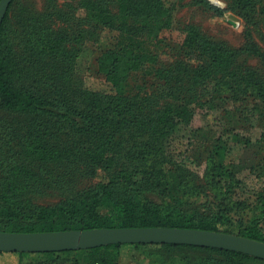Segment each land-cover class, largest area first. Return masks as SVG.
Segmentation results:
<instances>
[{
  "label": "trees",
  "instance_id": "trees-1",
  "mask_svg": "<svg viewBox=\"0 0 264 264\" xmlns=\"http://www.w3.org/2000/svg\"><path fill=\"white\" fill-rule=\"evenodd\" d=\"M42 1L38 10L32 0H13L0 27V231L169 227L264 242V185L252 200L242 196L237 167L219 147L205 183H197L170 151L198 107L235 103L245 123H264V49L251 34L233 49L189 25L181 57L160 64L148 45L172 26L164 0ZM224 1L226 9L198 3L217 16L231 10L264 30V0ZM79 10L85 21L117 32L115 44L97 58V73L117 88L145 70L149 86L129 95L83 85L80 37L70 30ZM242 53L261 65L246 66L238 60ZM258 145L264 150V136ZM99 170L102 181L74 191ZM51 195L57 203L38 202ZM206 203L208 210L199 208ZM138 252L151 264H264L235 251L177 244L0 256H12L5 264H125Z\"/></svg>",
  "mask_w": 264,
  "mask_h": 264
},
{
  "label": "rangeland",
  "instance_id": "rangeland-1",
  "mask_svg": "<svg viewBox=\"0 0 264 264\" xmlns=\"http://www.w3.org/2000/svg\"><path fill=\"white\" fill-rule=\"evenodd\" d=\"M32 1L36 9L42 8V0ZM164 1L171 9L172 26L164 30L157 41L148 45L149 50L159 56L160 64H167L181 57V43L185 38V27L189 25L198 27L203 34L215 41H222L233 49L242 48L245 45L246 34L249 33L252 39L264 49L263 28L246 25L231 10H226L222 16H217L201 6L198 3L200 0ZM221 2L224 6H219V8L226 9L227 2L224 0ZM227 14L236 16L238 21L234 24L230 23L231 18ZM84 19V10H79L70 29L73 35L80 37L82 47L77 62V74L83 85L92 91L129 95L149 86L152 78L145 70L132 73L127 81L117 88H112L105 78L97 73V58L103 51L115 44L117 32L96 26ZM238 60L246 66L259 67L261 65L259 59L245 53L239 55ZM236 106L235 103H229L219 108H196L192 123L175 134L170 151L175 159L184 162V167L194 174L197 183H205L210 156L215 153V147L221 148L225 154L224 157L233 161L237 167V178L241 181L242 187L239 193H242L241 195L246 199L252 200L264 185V150L258 145L264 136V123L259 122L254 125L245 123L237 112ZM104 177L105 173L99 170L95 176L80 179L74 191L94 186ZM208 189L206 184L205 191L212 196V192ZM58 200L57 195H51L40 198L38 202L46 205L55 204ZM206 205V208L203 205L198 207L208 210V203ZM261 226L264 233V221ZM11 259V255L4 253L0 256V264H5ZM123 262L125 264H151V257L147 253L138 252L134 259H124Z\"/></svg>",
  "mask_w": 264,
  "mask_h": 264
},
{
  "label": "water",
  "instance_id": "water-1",
  "mask_svg": "<svg viewBox=\"0 0 264 264\" xmlns=\"http://www.w3.org/2000/svg\"><path fill=\"white\" fill-rule=\"evenodd\" d=\"M11 2L12 0H0V27ZM210 3L215 5L211 1ZM227 16L231 18L229 22L232 24L238 21V18L232 14H227ZM116 244L199 246L235 251L264 260V242L208 230L139 227L34 233L0 231V252L78 251Z\"/></svg>",
  "mask_w": 264,
  "mask_h": 264
},
{
  "label": "bare ground",
  "instance_id": "bare-ground-1",
  "mask_svg": "<svg viewBox=\"0 0 264 264\" xmlns=\"http://www.w3.org/2000/svg\"><path fill=\"white\" fill-rule=\"evenodd\" d=\"M213 4L218 5V6H224V4L221 2V0H209Z\"/></svg>",
  "mask_w": 264,
  "mask_h": 264
}]
</instances>
